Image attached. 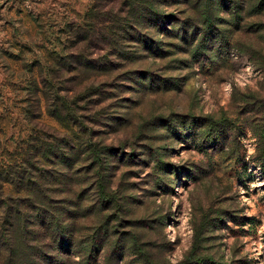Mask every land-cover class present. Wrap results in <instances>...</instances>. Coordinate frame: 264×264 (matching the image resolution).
I'll return each mask as SVG.
<instances>
[{
  "label": "rangeland",
  "instance_id": "374dc122",
  "mask_svg": "<svg viewBox=\"0 0 264 264\" xmlns=\"http://www.w3.org/2000/svg\"><path fill=\"white\" fill-rule=\"evenodd\" d=\"M0 2L1 96L25 94L26 74L5 57L20 45L25 62L63 54L82 68L52 86L83 136L72 157L82 196L74 250L0 220L10 247L0 264H264V0ZM28 9L41 13V31ZM52 103L54 118L41 121L55 143L67 112ZM54 180L43 187L49 207L66 196ZM4 187L2 205L16 212Z\"/></svg>",
  "mask_w": 264,
  "mask_h": 264
},
{
  "label": "trees",
  "instance_id": "16d2710c",
  "mask_svg": "<svg viewBox=\"0 0 264 264\" xmlns=\"http://www.w3.org/2000/svg\"><path fill=\"white\" fill-rule=\"evenodd\" d=\"M14 2L16 6L20 3L18 0H14ZM1 3L0 10L2 9ZM15 9L13 8L16 16L18 12L24 11L23 7ZM28 10L29 12L26 14L29 21L33 27L41 31L39 26L42 22L40 20L41 13L33 15L30 9ZM18 23H21V19ZM4 33L7 32L4 31ZM19 48L20 51L25 52L21 45ZM20 51L19 54H21ZM54 53L57 55V52ZM19 54L15 53L13 56L5 57L7 61H10L9 64L15 62L11 69L12 74H16L17 78H22L26 74L27 78L24 79L26 86L21 88V90L24 89L22 91H25V94L19 98L16 95L6 96L10 100H6L0 94V109L2 110L0 114V189L5 188V185L14 188L17 194L15 201L17 208L16 212H13L8 205H2L3 194L0 192V220L2 225L8 223L23 237L29 227L33 235L32 240L41 234L40 239L47 241L45 238H49L54 243L56 250L60 251L62 248L72 251L76 244L73 221L82 207V201H80L82 196L77 188L80 185V180L75 174L76 161H73L75 158L72 157H77L81 153L82 142H79V137L83 138V136L79 131L77 117L73 115L71 102L57 92L58 88L53 89L52 79L66 73H77L82 66L65 61L67 57L62 60L56 59L62 58L63 54L58 57L50 55V60L47 58L41 61L34 58L29 62H25V59ZM89 66L86 65V67ZM10 86L15 85L10 84ZM16 88L18 89V87ZM51 100L53 101L52 108L55 111L61 109L67 112L62 120L66 129L63 136L65 140L55 143L49 139L55 137L58 140V138L54 136L55 134H51L53 132L45 127L47 124L41 121V117L45 113L54 118V114L48 113L52 111L49 110ZM86 149H88L89 155L97 157L98 154L90 149V146H87ZM261 163L264 166V161ZM52 166L60 167L57 174L60 173L61 177L57 175L53 178L48 170ZM49 179H55L56 184H61L64 193H66V196L61 197L58 195H61L62 192H56L55 199L61 204H56L54 207H49L52 198L43 188ZM100 187L103 188V185L101 184ZM65 208L67 210L61 212ZM62 215H65V218L62 219ZM64 222L69 224L63 228ZM69 228L71 229L69 230ZM0 239V257H2L7 250H10V247L7 246L5 234L0 233ZM106 241L99 244L90 242L85 250L87 249L91 255L93 251L97 250V247L102 248Z\"/></svg>",
  "mask_w": 264,
  "mask_h": 264
}]
</instances>
